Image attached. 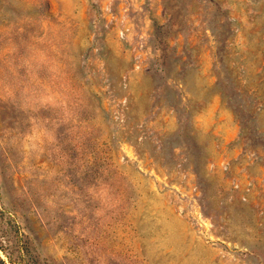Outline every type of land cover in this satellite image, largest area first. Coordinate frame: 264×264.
Returning a JSON list of instances; mask_svg holds the SVG:
<instances>
[{"label": "rangeland", "instance_id": "374dc122", "mask_svg": "<svg viewBox=\"0 0 264 264\" xmlns=\"http://www.w3.org/2000/svg\"><path fill=\"white\" fill-rule=\"evenodd\" d=\"M8 264H264V0H0Z\"/></svg>", "mask_w": 264, "mask_h": 264}, {"label": "trees", "instance_id": "16d2710c", "mask_svg": "<svg viewBox=\"0 0 264 264\" xmlns=\"http://www.w3.org/2000/svg\"><path fill=\"white\" fill-rule=\"evenodd\" d=\"M0 264H8V262L0 255ZM17 264V263H13Z\"/></svg>", "mask_w": 264, "mask_h": 264}]
</instances>
